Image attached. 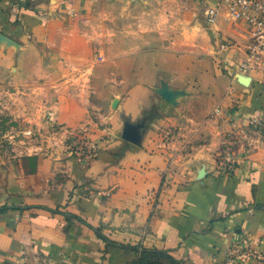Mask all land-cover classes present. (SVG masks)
Masks as SVG:
<instances>
[{
	"label": "crops",
	"instance_id": "0c3cea01",
	"mask_svg": "<svg viewBox=\"0 0 264 264\" xmlns=\"http://www.w3.org/2000/svg\"><path fill=\"white\" fill-rule=\"evenodd\" d=\"M216 5L0 0V89L43 79L91 140L0 169V264H234L264 245V59L237 69L253 30L224 8L209 23Z\"/></svg>",
	"mask_w": 264,
	"mask_h": 264
},
{
	"label": "rangeland",
	"instance_id": "374dc122",
	"mask_svg": "<svg viewBox=\"0 0 264 264\" xmlns=\"http://www.w3.org/2000/svg\"><path fill=\"white\" fill-rule=\"evenodd\" d=\"M29 61L26 57L23 64ZM44 82L0 89V169L5 175L26 177L44 171L46 161L71 160L90 146L85 129L62 125L55 118L57 106H48V101L58 102L59 91L44 89Z\"/></svg>",
	"mask_w": 264,
	"mask_h": 264
},
{
	"label": "built area",
	"instance_id": "2783aa9c",
	"mask_svg": "<svg viewBox=\"0 0 264 264\" xmlns=\"http://www.w3.org/2000/svg\"><path fill=\"white\" fill-rule=\"evenodd\" d=\"M217 5L207 11L208 22L216 24L221 14L222 8L227 11V18L233 21H242L253 30L255 45L248 51V59L237 69L245 71L251 68L252 62L264 59V0H216ZM258 120L251 121L250 126L254 129L258 127ZM227 163L233 167L234 160L228 155ZM233 163V165H232ZM228 259L234 264H264L263 243H251L243 241L228 250ZM48 261L44 257L38 256L37 264H46Z\"/></svg>",
	"mask_w": 264,
	"mask_h": 264
}]
</instances>
